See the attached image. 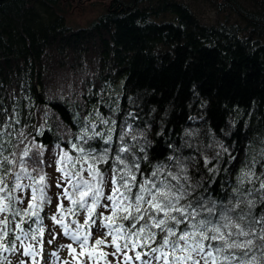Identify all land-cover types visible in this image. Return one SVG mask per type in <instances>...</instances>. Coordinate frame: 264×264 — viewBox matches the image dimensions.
Instances as JSON below:
<instances>
[{
	"label": "trees",
	"instance_id": "1",
	"mask_svg": "<svg viewBox=\"0 0 264 264\" xmlns=\"http://www.w3.org/2000/svg\"><path fill=\"white\" fill-rule=\"evenodd\" d=\"M73 1L0 0V123L4 110L19 120L10 143L4 137L5 155L31 148L29 170L46 174L52 154L80 155L71 143L97 153L108 147L101 137H78L89 121L105 133L115 121L112 154L121 128H130L137 140L125 142L143 178L157 167L186 175L194 206L196 197L215 201L218 213L239 204L236 219L251 199L252 215L264 216L252 191L259 182L243 175L264 179V0H215L213 24L181 0H94L88 5L102 12L85 25L68 21ZM227 8L239 21L228 22ZM113 167L112 155L99 165L111 177ZM255 243L251 254L264 264Z\"/></svg>",
	"mask_w": 264,
	"mask_h": 264
},
{
	"label": "snow or ice",
	"instance_id": "2",
	"mask_svg": "<svg viewBox=\"0 0 264 264\" xmlns=\"http://www.w3.org/2000/svg\"><path fill=\"white\" fill-rule=\"evenodd\" d=\"M3 114L5 119L0 123V264H12L4 253L17 252L27 258L21 259L19 264H41L45 228L40 213L45 202L51 203L46 191V174L36 168L29 170L25 158H30L31 148L26 147L20 158H16L11 150L5 155L4 137L7 135L10 143L9 129L19 120L8 116L6 110ZM100 123L109 125L103 117H100ZM96 127L95 123H86L78 140L87 144L88 140L101 137L108 147L97 153L95 148L86 151L83 145L71 143V149L80 155L74 157L61 150L57 159V171L62 174L66 186L57 184L62 187L58 197L61 202L51 219L72 243L59 245L58 250L51 253L56 264H111L107 259L109 255L115 264H256L257 258L251 254L258 247L255 240H259V247L264 249V216L257 219L252 215L256 200H245L247 211L236 219L233 214L239 204L222 205L218 213L215 201L209 206L203 197H196L194 206L190 199L194 188L186 175L165 173L157 167L150 177L143 178L138 158L125 142L126 136L137 140L136 135H131L130 128H121L113 155L115 121L109 125L107 133L96 132ZM89 128L93 130L91 135ZM40 147L32 145V148ZM140 151L143 152V148ZM110 155L116 167L112 169L109 194L105 195L104 173L99 165L107 164ZM129 156L131 163H128ZM142 158L147 160L146 155ZM85 171L88 178L84 177ZM180 171L186 170L181 168ZM215 171V168L209 169V172ZM137 173L142 177L139 181ZM243 175L249 183L259 182L252 191L258 193L260 202L264 203V179L251 170ZM25 198L27 205L22 207ZM63 199L71 206L65 208ZM98 207H103L109 214L100 213L97 217ZM79 211L85 213L83 223L76 219L67 222V217H75ZM29 222L36 223L37 227L32 228ZM26 223L28 230H25ZM257 225L260 226L259 235ZM94 226L97 231H104V237L92 239ZM51 235L49 244L56 238L55 234ZM16 241L20 242L19 248ZM108 247L113 249L111 253L103 251ZM64 248L68 250V258L60 260L59 250Z\"/></svg>",
	"mask_w": 264,
	"mask_h": 264
},
{
	"label": "rangeland",
	"instance_id": "3",
	"mask_svg": "<svg viewBox=\"0 0 264 264\" xmlns=\"http://www.w3.org/2000/svg\"><path fill=\"white\" fill-rule=\"evenodd\" d=\"M94 0H74L71 10V15L68 17V21L73 22L77 25H85L89 20L96 17L100 14L101 8L95 5L90 6L88 3ZM101 1L99 3L109 2V0H95ZM188 4L191 8L193 14L205 24H213L217 22L218 16H220L219 11L217 10L215 0H181ZM243 1V0H242ZM85 5L84 10L79 6V4ZM72 4V5H73ZM228 14V22L239 21V18L235 16L233 13H229L228 8L226 10ZM223 16V15H221ZM57 159L58 153L52 154L46 163V180L48 184V188L46 189L48 196L51 198V203L45 202L43 205V209L40 213L42 219V226L45 228L44 236H43V252H42V259L41 264H56L55 258L51 257V253L58 250L59 245H67L68 243H72L70 238L63 235L62 228L55 224V222L51 219L53 215L57 212V205L61 202L58 199L62 193V187H57V184H61L62 186H66V183L62 180V174L57 171ZM79 167V166H78ZM84 177L88 178V173L84 172ZM104 189L105 195L109 194V190L111 188V175L110 173H104ZM63 204L65 208L70 207V202L67 199H63ZM27 205V198H25V204L22 207H26ZM100 213H104V215H108V211L105 210L103 207H98L96 209L97 217H99ZM59 219V216H57ZM73 219L78 220L79 223H83L85 220V213L83 211H79L78 215L75 217L69 216L67 217V222L71 223ZM100 223V220L97 219V224ZM32 228H36L37 224L32 225ZM75 227V225H73ZM55 234V239L52 241L51 244L48 243L50 239H52V235ZM105 233L103 230L97 231L96 227L92 228V239L102 238L104 237ZM110 240L111 237H108ZM61 243V244H60ZM17 248L20 246V242L17 241L16 243ZM75 246V244L73 245ZM80 249L77 248V252L79 253ZM103 251L111 253L113 249L111 247L104 248ZM4 255L8 256L9 260H11L12 264H19L21 259H27L26 257H22L19 255V252L16 254L13 253H4ZM60 260H64L68 258V250L66 248L59 250ZM108 261L111 264H115L112 256L109 255L107 257Z\"/></svg>",
	"mask_w": 264,
	"mask_h": 264
},
{
	"label": "bare ground",
	"instance_id": "4",
	"mask_svg": "<svg viewBox=\"0 0 264 264\" xmlns=\"http://www.w3.org/2000/svg\"><path fill=\"white\" fill-rule=\"evenodd\" d=\"M61 244V243H60ZM59 247V246H58Z\"/></svg>",
	"mask_w": 264,
	"mask_h": 264
}]
</instances>
